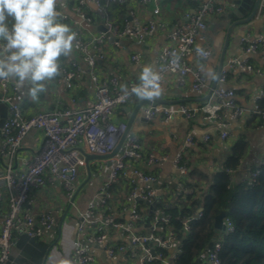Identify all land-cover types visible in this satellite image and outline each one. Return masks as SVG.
Segmentation results:
<instances>
[{"label": "crops", "instance_id": "crops-1", "mask_svg": "<svg viewBox=\"0 0 264 264\" xmlns=\"http://www.w3.org/2000/svg\"><path fill=\"white\" fill-rule=\"evenodd\" d=\"M243 1L245 0L225 1L222 5L223 12L207 19L206 34L207 46L211 51L210 57L203 59L191 55L186 59L193 71L203 77L206 86L195 90L192 74L185 78L168 74L163 80L164 92L156 99L159 100L157 106L174 109L185 106L188 109H197L206 104L201 101L207 96L213 83L216 82L215 90L219 86L220 74L218 73L223 55V69L230 59L247 60L255 67H259L262 73L231 68L227 70L225 83L227 89L235 92L236 103L245 111L241 118L227 119L221 128L215 125L214 120L205 119L202 114H196L191 118L177 114L168 121L162 117L148 121L144 113L150 106L145 105L137 110L141 100L134 97L127 105L116 110L111 119L116 131L108 135L110 143L116 139L119 142L127 127L126 138L138 137L145 155L152 153L158 158H167L152 165L140 164L141 170L155 176L153 188L156 196L150 205L145 203L139 207L141 218L136 222V231L139 234L150 235L158 215L169 216L167 209L176 205L179 197L185 196L180 182H183L187 189L194 188L198 191L207 188L214 175L223 168L231 149L237 142H246L248 151L241 167L231 174L233 185L242 183L248 168L255 167L262 159L264 122L253 113V107L256 99L264 94V49L255 55H246L243 51L242 40L245 38L253 40L264 35V18L257 12L253 19L248 20L250 11L248 6H242ZM201 2L202 0H162L158 3L142 4L140 0H126L124 4H117L109 0H60L59 12L61 22L68 24L75 32L81 30L86 40L104 33L108 19L113 24L124 27L132 13L138 17L142 25L152 21L162 24V27L147 35L143 40L127 39L120 48L113 45L110 37H107L102 44L105 58L98 61L96 72L102 80L116 77L122 89L123 85L128 86L131 82H139L143 67L151 66L154 70H158L163 61L164 51L170 46L168 38L170 31L185 22L186 16L193 14ZM156 8L160 10V14L154 16L153 10ZM80 12L88 16L90 21H83ZM8 23L11 24L12 21L9 19ZM197 46L200 47L202 44L197 43ZM134 55L138 57V61L132 60ZM72 63H77L84 73L74 81L71 90L66 88L60 71L56 79L47 83V91L42 93L36 102L29 98L28 86L18 87L12 94L13 102L22 107L26 118L58 109L83 110L95 102V85L77 46L74 47L69 57L61 58V68L71 69ZM2 94L0 87V97ZM213 100H215L214 96L209 102ZM221 130L228 132L227 138L221 137ZM189 135L193 137L192 145L185 144V139ZM205 136L210 137L208 141L204 140ZM45 140L46 137L42 131L32 130L14 155L6 158L0 154V175L6 173L9 168L15 174L23 172L42 150ZM1 145L0 131V149ZM78 150L91 155L83 144L78 147ZM182 151H184L182 164L188 168V175L185 177H181L172 164V159ZM113 160L92 159L89 161V171L86 165L80 169L77 196L72 203L69 202L59 181H47L43 187L30 192L29 197L33 202L32 209L36 217L51 215L56 219V223L71 203L60 240L56 242L57 229L45 231L40 238L47 245H52L46 264H63L64 260L71 255L72 246L76 242L84 243L88 253L93 257L91 264H142L138 249L126 239L121 230L109 228L104 244L89 241L87 237L78 232L81 214L90 204L100 200V193L108 181ZM243 165H245L244 168ZM131 181L135 182L138 191L144 189V185L135 179L130 171H127L126 175L121 176L110 188L106 198L107 206L101 214L95 217L96 220L103 221L105 215L110 216L115 222L125 223L130 220L129 210L123 208L126 205L125 198L133 187ZM8 199L9 192L5 184L0 182V231L3 216L9 209ZM198 211L200 212V209ZM181 243L182 238L176 239L166 249L169 261H172L176 255ZM27 245L30 244L21 242L15 246L10 264H34L26 257ZM119 246H123L124 250L116 251L111 257L108 256L106 252L108 247L116 249ZM152 247L157 248L153 244ZM208 251L209 248L202 253L195 264H207Z\"/></svg>", "mask_w": 264, "mask_h": 264}, {"label": "built area", "instance_id": "built-area-1", "mask_svg": "<svg viewBox=\"0 0 264 264\" xmlns=\"http://www.w3.org/2000/svg\"><path fill=\"white\" fill-rule=\"evenodd\" d=\"M117 4H124L126 0H109ZM162 0H140L142 4L149 2L158 3ZM228 0H202L198 9L191 15H187L186 21L175 26L169 34L170 46L163 53V61L158 68L162 81L168 74L179 75L185 78L192 74L194 77L193 88L200 90L204 88L205 80L203 77L193 71L187 64L186 59L191 55L207 59L211 55L210 48L207 46V19L212 15H219L223 12V3ZM59 2L57 9L59 11ZM99 4V1H97ZM160 14L158 8L153 10V15ZM258 15L264 18V0H261ZM130 20L124 27L113 24L109 19L105 23V32L92 39L86 40L81 30H77L78 49L87 65L88 73L95 85L96 100L88 108L76 110L71 108L58 109L53 112H41L33 117L26 118L22 107L13 102L12 94L18 89L13 81H0V87L3 94L0 97V103L8 105V116L1 127L2 145L0 154L3 157H11L17 149L21 147L26 137L32 130H40L44 133L46 140L42 150L34 157L25 170L19 174L13 173L9 168L6 173L0 175V182L5 184L9 192V209L3 216L2 227L0 231V264H9L11 254L17 246L18 237L26 236L28 238H41L45 231L52 230L57 224L56 219L51 215H41L36 217L33 212V202L30 200L32 190L43 187L47 181H59L66 193L69 202L72 201L78 187L79 171L86 165L84 155L78 150L83 144L91 155H105L110 153L116 146L118 140L109 142L108 135L115 132L116 128L112 125L111 119L116 110L127 105L135 96H125V92L120 88L116 77L100 79L96 70L98 61L105 58V52L102 50V44L110 37L113 45L117 48L123 46L127 39L143 40L147 35L162 27V24L154 21L142 25L138 17L132 13ZM83 21H90L89 17L80 12ZM197 43L202 46L198 47ZM243 51L246 55H255L264 49V35L250 40H242ZM198 49H202L200 52ZM133 61H138L134 55ZM175 61V63H174ZM71 69L61 68L67 89H72L74 81L84 72L77 63L71 64ZM237 68L261 74L262 70L255 67L247 60L230 59L225 68H222L219 76V86L215 90L212 102H207L197 109H188L180 106L176 109L164 106H150L145 110V118L148 121L157 117H162L165 121L171 120L177 114H183L187 118L194 117L196 114H202L205 119L214 120L218 128L226 122L227 119L241 118L245 111L236 103V94L233 90L227 89V70ZM139 82L128 84L130 90L132 86ZM263 97L261 94L254 103L253 113L258 115L264 122V111L260 109L259 100ZM210 101V100H209ZM228 132L221 130V137L227 138ZM209 136L204 140L208 141ZM186 145L193 144V137L189 135L185 139ZM183 152H179L173 159L172 164L178 170L181 177L188 175V168L182 164ZM108 181L104 185L100 200L97 203L90 204L87 210L80 216L78 232L87 237L89 241L98 244H104L108 237V229L115 228L121 230L126 239L135 246L140 255L142 264H174L181 245L172 261L168 260L167 254L160 250L169 248L176 237L173 232L167 231L165 224L169 222L170 217L164 214L158 215L153 232L150 235L139 234L136 231V222L140 220L141 213L138 203L150 205L156 196L153 184L155 176L141 170L140 164L146 163L152 165L159 160L167 158H158L150 153L145 155L138 137L126 138L122 151L113 158ZM264 167V154L261 161L253 168H248L242 183L254 187L258 184V175ZM130 171L135 179L144 185L142 191H138L135 182L131 181L133 187L125 198L126 205L124 210H129L130 220L125 223L115 222L108 215L104 216L103 221H98L95 217L102 213L107 206L106 198L110 188ZM234 171H229L232 174ZM185 196L193 195L194 188H185L183 182H180ZM197 191V190H196ZM200 212L198 218L200 217ZM190 219L184 221V231L190 232ZM224 230L217 236L211 250L207 255V264H220V252L223 239L234 232V224L231 218L223 219ZM156 245V249H153ZM124 247H108L106 252L112 256L116 251H123ZM64 261L69 264H91L93 257L88 253L84 243L76 242L72 246L71 255Z\"/></svg>", "mask_w": 264, "mask_h": 264}, {"label": "trees", "instance_id": "trees-1", "mask_svg": "<svg viewBox=\"0 0 264 264\" xmlns=\"http://www.w3.org/2000/svg\"><path fill=\"white\" fill-rule=\"evenodd\" d=\"M259 106L264 111V94ZM247 151L246 142H237L207 188L179 197L178 203L167 209L170 219L165 224L166 230L173 232L176 239L182 238L174 264H195L212 242L215 218L221 213L231 218L234 232L223 239L220 264H264V167L254 187L244 183L233 185L229 173L241 167ZM138 205L142 207L144 203L140 201ZM199 209L202 210L198 218ZM187 219H190L189 233L184 231ZM21 242L30 244L26 257L34 264H42L49 245L40 238L26 236L18 237L17 245ZM160 251L166 254L164 249Z\"/></svg>", "mask_w": 264, "mask_h": 264}, {"label": "clouds", "instance_id": "clouds-1", "mask_svg": "<svg viewBox=\"0 0 264 264\" xmlns=\"http://www.w3.org/2000/svg\"><path fill=\"white\" fill-rule=\"evenodd\" d=\"M57 4L58 0H0V81L28 86L33 102L60 75L61 58L78 46L77 33L61 22ZM122 89L126 97L141 101H154L164 92L161 74L151 66L143 67L138 84Z\"/></svg>", "mask_w": 264, "mask_h": 264}, {"label": "water", "instance_id": "water-1", "mask_svg": "<svg viewBox=\"0 0 264 264\" xmlns=\"http://www.w3.org/2000/svg\"><path fill=\"white\" fill-rule=\"evenodd\" d=\"M260 2H261V0H245V1L242 2V6H245V7L248 6V10L250 11V16L248 17L249 18L248 20L253 19L256 16V14L258 12V9H259ZM103 31H105V29ZM223 58H224V55L222 57V61H221L220 67H219L220 69H219V73L218 74H220V72L222 70ZM215 88H216V82L213 83V85H212L210 91L208 92L207 96L204 99H202L201 102H203V103L209 102V100L211 99L213 91L215 90ZM158 101L157 100H154V101H147V100L141 101V103L139 104V107H137V110L140 109V107L145 106V105L157 106V104H159ZM7 116H8V105L0 103V130H1V127H2L3 123L7 119ZM127 135H128V128L126 127V129L124 130L123 134L121 135V137L119 139L118 144L108 154H105V155H89V154H86V153L83 152L82 154L84 155V157L86 159V167H87L88 171L90 170V167H89V161L90 160H92V159H107V160H110V159H113L114 157L118 156V154L122 151V146H123L124 140L127 137ZM109 164H112V163H109ZM244 166L245 165H243V168H244ZM76 196H77V193L74 195L71 203L75 200ZM71 203H69V205H68L67 209L65 210L64 215L62 216V218L53 227L54 230L57 229V231H58V236H57V241L56 242H58L60 240V237L62 235L64 221H65V219H66V217L68 215V212L70 210ZM201 210L202 209H200V211ZM225 217H226V214L221 213V214L217 215L216 218H215V222H214V234L215 235H214V237L212 239V242L210 243V245L208 247L209 251L211 250L214 242L216 241L217 236L221 233V231L224 230L223 219ZM51 248H52V245L48 247V249L46 251V254H45L44 258H43L42 264H46L47 259L49 257V253L51 251ZM209 251H208V253H209Z\"/></svg>", "mask_w": 264, "mask_h": 264}]
</instances>
